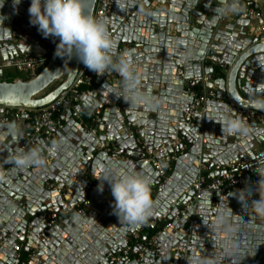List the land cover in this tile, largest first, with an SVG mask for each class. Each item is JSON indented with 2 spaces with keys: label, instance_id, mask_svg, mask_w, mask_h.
Masks as SVG:
<instances>
[{
  "label": "water",
  "instance_id": "water-1",
  "mask_svg": "<svg viewBox=\"0 0 264 264\" xmlns=\"http://www.w3.org/2000/svg\"><path fill=\"white\" fill-rule=\"evenodd\" d=\"M97 2L84 0L85 11L94 15ZM112 2L111 16L103 19L117 42V52L132 53L139 87L158 107H131L118 96V74L98 75L90 93L63 117L65 127L54 142L39 143L44 165L19 169L10 160L24 137L17 141L11 136L10 125L16 122L6 121L4 109L39 110L51 105L71 88L81 62L75 56L56 55L58 38L43 70L28 80L0 82V136H10L14 145L0 151L7 169L0 182V264H110L108 254L117 255L135 243L132 236L140 235L143 227L121 222L110 184L97 179L103 174L101 165L114 170L134 166L151 180L156 203L149 221L162 232L155 240L143 235V243L133 246L130 256L117 264H181L182 254L171 250L187 247L189 240V264H196V259L228 264L223 233L205 225L201 217L211 225L221 207L232 211L237 231L231 239L245 253L240 264H264V217L251 213L264 171L258 168L264 166V130L243 115L244 110L264 114L252 106V100L264 92V0L252 4L262 14L258 25L237 15L231 21L232 15L215 14L218 0H199L195 6L192 0ZM30 4L31 0H21L13 7V0H4L0 8L3 72L9 61L44 53L49 37L30 23ZM225 24L227 28L220 30ZM22 30L39 35L20 34ZM205 75L212 76L207 88L218 95L194 109L190 91L202 86ZM225 107L229 114L248 121V137L223 133L211 119ZM161 149L164 153L155 156ZM168 155L173 156L174 168L160 187L150 161L155 158L163 167ZM238 161L247 163L249 172L236 192L214 198L213 192L205 191L191 204L195 196L191 187L203 168L205 183L211 184ZM85 200L89 205H83ZM74 213L85 221L79 228ZM41 215L56 219L57 224L48 226ZM194 217L200 227L190 234L186 229ZM18 244L23 245L19 259Z\"/></svg>",
  "mask_w": 264,
  "mask_h": 264
},
{
  "label": "clouds",
  "instance_id": "clouds-1",
  "mask_svg": "<svg viewBox=\"0 0 264 264\" xmlns=\"http://www.w3.org/2000/svg\"><path fill=\"white\" fill-rule=\"evenodd\" d=\"M21 0H13V7ZM197 5L199 0H192ZM4 0H0V8ZM245 5L241 0H218L215 14L229 16L240 15L245 12ZM30 23L38 26V31L45 38L49 36L59 38L56 55L77 58L89 70L98 75L115 72L120 77L118 96L128 102L131 107H148L155 110L158 105L147 92L141 91L139 77L132 59V53L125 50L117 52V42L112 37L107 21L85 11L84 0H31L28 9ZM86 107L87 102H86ZM252 106L258 111H264V92L252 100ZM222 127V132L237 137H248L251 126L248 121L238 114H229L225 107L215 111L211 117ZM10 134L17 141L23 139L24 132L19 125H10ZM62 143V141H61ZM59 147V144H54ZM10 163L19 169L40 167L45 163L39 148L25 150L18 148L12 155ZM264 166H258L260 169ZM102 175L97 179L107 181L115 200V213L122 223L131 227H140L148 223L154 215L155 201L152 196L151 180L142 172L136 171L134 166L116 168L101 165ZM261 171V170H260ZM102 190V186H101ZM259 199L251 205V213L264 217V171L258 182ZM232 211L223 207L218 208L211 225L203 218V222L217 233L224 235V259L228 264H240L245 253L239 251L232 242V235L237 231L231 221ZM73 222L79 228L85 221L79 213L73 214ZM196 264H213L209 259H196Z\"/></svg>",
  "mask_w": 264,
  "mask_h": 264
},
{
  "label": "built area",
  "instance_id": "built-area-1",
  "mask_svg": "<svg viewBox=\"0 0 264 264\" xmlns=\"http://www.w3.org/2000/svg\"><path fill=\"white\" fill-rule=\"evenodd\" d=\"M258 0H241L244 4L245 12L243 14L237 15L242 20L250 21H261V12L252 7V4H257ZM113 2L112 0H98L94 16L98 18H105L111 16ZM58 38L49 36L47 42L44 45V53L41 55H27L22 56L17 60L9 61L3 64L4 69L14 70L27 78L33 77L37 72H40L45 68L47 62L52 56ZM178 74L183 77V71H179ZM98 74L94 71L89 70L84 66L83 63L80 64L78 74L69 90L64 92L54 103L51 105L39 109V110H27V109H4L6 118H11L19 123L21 129L25 134V139L22 142V148L25 150L33 147H39V143L52 144L53 140L56 138L57 134L64 129L65 123L63 117L66 116L67 112L76 106L81 96L87 95L93 89L96 78ZM212 81L211 75H205L203 77L202 86L200 91H190V95L195 99L194 109L200 108L203 104L215 100L217 94L207 88V84ZM119 88V87H118ZM120 91V89H119ZM125 110V107L120 108ZM243 115L251 122H255L260 128L264 130V114L256 111L244 110ZM99 122L100 118H96ZM165 149H161L158 154L164 153ZM178 147H174V151H177ZM152 166L158 172L157 182L160 187H164L169 179V175L173 170V156H166L162 160V164L159 163L155 158L150 161ZM206 168L202 169V174L197 178L191 187L192 192H194V201L197 202L205 191L213 192V197L216 198L217 195H228L236 192L240 185L244 181V175L249 172V167L247 163L236 162L228 166L227 175L217 179L211 184L205 183V176L203 172ZM236 171H238L236 173ZM7 175L6 168H0V182ZM89 189V188H88ZM83 205H89L87 200L83 201ZM81 211V210H80ZM79 211V212H80ZM82 212V211H81ZM39 219L47 220L46 215L39 216ZM57 224V220H47L48 226H54ZM143 230L152 233V240L157 239L162 232L157 229L155 223H147L142 226ZM200 227V221L197 217L190 220L187 232L192 233L194 229ZM134 239L138 238V235L132 236ZM2 239V236L0 235ZM130 239H127L129 241ZM191 243L189 240L187 247L179 249H172V253L179 252L182 254L181 264H189V252L191 251ZM23 245L17 246L16 256L19 259L22 255ZM132 251V246L127 245L117 255L108 254L107 258L110 264H117L122 259L129 257Z\"/></svg>",
  "mask_w": 264,
  "mask_h": 264
},
{
  "label": "crops",
  "instance_id": "crops-1",
  "mask_svg": "<svg viewBox=\"0 0 264 264\" xmlns=\"http://www.w3.org/2000/svg\"><path fill=\"white\" fill-rule=\"evenodd\" d=\"M238 17L236 16V15H232V18H231V21H236L235 19H237ZM253 22V24L254 25H258V21L256 22V21H252ZM225 28H227V24H225V25H221V27H220V30H225ZM20 34H25V33H27V34H29V35H32V36H38L39 35V33H33V32H31V31H29V30H22V31H18ZM214 46V45H213ZM6 70H11V69H4V72L0 69V74L1 75H3V78H4V74H5V71ZM12 71H14V70H12ZM2 72V73H1ZM16 72V71H15ZM16 73H18V72H16ZM18 74H20V73H18ZM22 75V74H21ZM19 80V79H18ZM194 91H200V87H196V89L194 90ZM213 91V90H212ZM217 94V93H216ZM218 95V94H217ZM3 122H5V120H2ZM6 121H15V120H13V119H11V118H7V120ZM16 122V121H15ZM16 124L17 125H19V123L18 122H16ZM20 126V125H19ZM260 136V138L262 139L263 138V136L262 135H259ZM57 137V136H56ZM11 138H10V136L6 139V138H3V137H1L0 136V151L2 152L3 151V148H5V147H7L8 145V148L10 147L11 149L12 148H14V145H11V140H10ZM24 139H25V134H24ZM24 139H23V141H24ZM56 139V138H55ZM263 140V139H262ZM54 142V141H53ZM263 147H264V144H263ZM156 155H158V153H156L155 154V156ZM6 166H5V163H4V159H3V156L2 155H0V168H5ZM173 168H174V165H173ZM228 169V168H227ZM226 169V170H227ZM215 170V169H214ZM183 173H184V171H183ZM68 198V197H67ZM190 221V220H189ZM148 223H150V221H148ZM143 235H146V231L145 230H143L142 232H141V234L140 235H138V238L137 239H135V240H137L135 243H130V246H135V245H137V244H142L143 242H142V240H141V237L143 236ZM18 246H22V244H18Z\"/></svg>",
  "mask_w": 264,
  "mask_h": 264
},
{
  "label": "trees",
  "instance_id": "trees-1",
  "mask_svg": "<svg viewBox=\"0 0 264 264\" xmlns=\"http://www.w3.org/2000/svg\"><path fill=\"white\" fill-rule=\"evenodd\" d=\"M18 79L28 80L29 78L25 77L24 75L18 74L12 70H6L5 74H4V78L2 80H0V82H2V81L13 82V81H16ZM146 233H147V235L152 236L150 232L146 231Z\"/></svg>",
  "mask_w": 264,
  "mask_h": 264
},
{
  "label": "rangeland",
  "instance_id": "rangeland-1",
  "mask_svg": "<svg viewBox=\"0 0 264 264\" xmlns=\"http://www.w3.org/2000/svg\"><path fill=\"white\" fill-rule=\"evenodd\" d=\"M15 72V71H14ZM151 235H152V233H151Z\"/></svg>",
  "mask_w": 264,
  "mask_h": 264
}]
</instances>
